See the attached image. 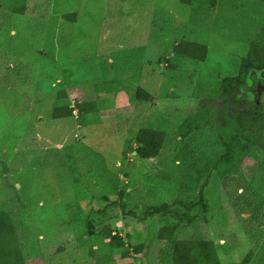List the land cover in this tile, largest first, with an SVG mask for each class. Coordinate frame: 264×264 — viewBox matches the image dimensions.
I'll return each mask as SVG.
<instances>
[{"label": "rangeland", "instance_id": "1", "mask_svg": "<svg viewBox=\"0 0 264 264\" xmlns=\"http://www.w3.org/2000/svg\"><path fill=\"white\" fill-rule=\"evenodd\" d=\"M217 2L26 0L25 12L14 13L15 0H0V209L12 213L26 264H93L87 219L99 230L109 225L121 236L131 234L132 243L147 242L155 252L163 214L139 218L172 204L181 183L190 186L186 199L195 202L201 193L207 206L189 227L185 209L171 206L170 220H183L181 238L212 240L222 263L240 262L251 251L250 264H264V229L251 226L252 212L233 205L237 197L224 190L218 172H191L188 162L183 172L173 161L183 158L181 120L193 116L200 102L216 107L210 100L217 99L215 86L236 72L251 42L264 38L247 15L219 18ZM72 15L73 21L64 18ZM182 40L206 46L204 62L173 55ZM138 89L151 99L129 96ZM61 91L67 96L58 100ZM78 100L99 101L97 111L52 118L55 107L74 108ZM143 127L168 135L154 167L133 152L134 135ZM207 134L197 144L188 140L200 168L221 151L218 138ZM263 163L264 151H249L229 173L247 179L249 166L258 171L251 184L254 206L264 204ZM166 174L169 181L158 178ZM120 192L128 195L121 199ZM257 214L264 221V206ZM115 254L107 252L102 264L139 260L133 251L126 258Z\"/></svg>", "mask_w": 264, "mask_h": 264}, {"label": "trees", "instance_id": "2", "mask_svg": "<svg viewBox=\"0 0 264 264\" xmlns=\"http://www.w3.org/2000/svg\"><path fill=\"white\" fill-rule=\"evenodd\" d=\"M209 1L213 5L217 2L216 0ZM251 1H253V4H250L252 2L248 3V0H228L226 3L219 0V3L217 2L220 5L218 8L219 18L225 20L228 15H247L264 32V0ZM180 2L184 5H190L193 0H180ZM25 10L26 0H15L12 11L14 13H24ZM64 18L73 21L75 16H65ZM172 53L179 59L199 63L204 62L206 59L207 47L196 42L182 40L172 47ZM170 67L174 69L177 68V65H171ZM215 87L217 99L208 97L205 100L210 99L217 106L212 107L207 103L200 102V109L192 114L193 116L189 115L181 120L180 125H178L177 136L183 140V145L179 150L183 158L180 159L175 156L173 161H178L176 165L183 172L185 171L184 168H188V166L186 167L187 162L191 172L198 174L204 171L218 172L224 190L227 191L230 197H237L233 199V205L237 207L240 205V211L252 212L255 216L254 218L251 217V226L262 230L264 229V221H260L256 215H258L257 213L260 212L264 204L254 206L255 202L252 201L251 196V184L254 182V175L258 171L256 172L253 166H249L247 174L250 176L247 179H245V176L242 178L231 177L229 173L237 167L239 168L249 151L256 154L264 151V38L258 42H251L246 55L241 57L236 72L222 79ZM66 96L67 93L61 91L57 94V99L62 100ZM129 96L135 99L138 98L141 101L151 99V95L142 89H138ZM98 102L95 100L88 102L78 100L74 108L68 104L57 106L53 109L52 118H70L74 110H77L79 115L83 117L96 112L99 106ZM248 103L250 106H248ZM158 128L160 127H143L134 135L136 147L133 152L135 158L153 167L155 162L164 154L163 149L168 138L166 131ZM207 133L211 137L213 136V139L214 137L218 138V147L220 145L221 151H214L212 156L210 155L201 164L200 168L195 162L197 156L189 147L188 140L193 139L194 143L197 144L196 141L204 135L208 136ZM213 145L215 143H212ZM190 157L192 158L187 160ZM158 178L169 181L167 174ZM189 189L190 186L181 183L172 204L161 203L155 206L153 210L145 211L142 218H139L145 220L156 213L163 214L162 223L154 234L156 250L154 249L155 252L153 253L149 252V243L134 244L132 243L131 234L121 236L117 229L111 228L109 225L99 230L93 227L87 219V230L84 234L88 241L94 242L88 245L87 250L89 257L92 261H95L93 264L106 262L107 256L105 255L107 252H116L115 256L126 258L131 251L139 257L137 264H250L251 251H248L240 262L222 263L217 256L215 243L212 240H208L202 235L186 239L181 238L180 230L183 220L177 217L173 221L170 220L174 218L169 216V213L172 214L171 206L174 205L175 208L181 206L185 209L186 213L183 215V219L186 220L183 222L185 227H189L190 224L194 223L201 211H205L207 207L203 202L201 193L195 202L186 199L189 196ZM240 189L241 192L238 193ZM13 190H17L15 186ZM119 194L121 199L123 196L128 195L127 192H120ZM116 204L113 201L105 207L109 208ZM125 206V203H122V211H124ZM67 207L75 208L74 205H67ZM195 207H199V209L194 214H190ZM104 209L102 214H104ZM125 213L133 214L131 211ZM174 214L175 216L178 215L175 210ZM104 241L107 242L106 251H104L102 245ZM63 250L64 248L60 246L57 253ZM0 264H26L12 213L3 209H0Z\"/></svg>", "mask_w": 264, "mask_h": 264}]
</instances>
